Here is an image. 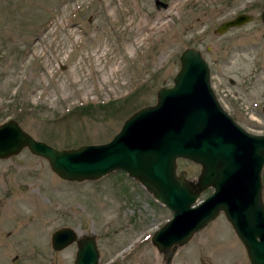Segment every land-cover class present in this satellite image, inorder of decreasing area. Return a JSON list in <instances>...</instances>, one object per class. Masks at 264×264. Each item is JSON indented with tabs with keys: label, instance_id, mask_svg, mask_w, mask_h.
<instances>
[{
	"label": "rangeland",
	"instance_id": "rangeland-1",
	"mask_svg": "<svg viewBox=\"0 0 264 264\" xmlns=\"http://www.w3.org/2000/svg\"><path fill=\"white\" fill-rule=\"evenodd\" d=\"M263 8L264 0H0V121L14 118L55 148L105 142L130 113L155 102L191 46L221 99L225 92L235 100L228 113L264 133ZM239 12L252 19L215 31ZM161 17L167 24L141 37ZM176 163L186 178L198 174L197 163ZM261 180L264 202V163ZM170 214L122 170L67 180L26 146L0 158V264H72L74 242L50 246L62 225L94 237L97 264H163L151 234ZM170 264L250 263L220 211L176 247Z\"/></svg>",
	"mask_w": 264,
	"mask_h": 264
},
{
	"label": "water",
	"instance_id": "water-1",
	"mask_svg": "<svg viewBox=\"0 0 264 264\" xmlns=\"http://www.w3.org/2000/svg\"><path fill=\"white\" fill-rule=\"evenodd\" d=\"M260 18L264 21V8ZM251 19V14L239 12L219 22L215 31L222 33ZM178 60L172 83L158 87L155 102L130 113L109 140L55 148L7 118L0 121V158L26 146L67 180L124 171L171 211L151 234L163 264H170L176 247L220 211L243 244L249 263L264 264V133L246 130L221 106L199 49L183 48ZM177 158L199 165L195 178H186L184 169L176 171ZM207 187L212 188L210 193L200 197ZM72 241H76L72 264H97L92 235L77 237L68 225L51 231L52 249Z\"/></svg>",
	"mask_w": 264,
	"mask_h": 264
},
{
	"label": "flooded vegetation",
	"instance_id": "flooded-vegetation-1",
	"mask_svg": "<svg viewBox=\"0 0 264 264\" xmlns=\"http://www.w3.org/2000/svg\"><path fill=\"white\" fill-rule=\"evenodd\" d=\"M229 82L230 83H234V80L232 79V78H229ZM211 85H212V89H213V91H214V94H215V96L217 97V99H218V101L220 102V104H221V106L226 110V105L227 104H229L231 107L234 105V102H235V100H233L232 98H230V96H228V95H226V93L225 92H222V97H223V99L225 100H223V99H221V97H220V95L217 93V88H216V85L214 84V83H211ZM264 105V104H263ZM262 105V106H263ZM262 106H261V110H262ZM234 109H236L237 110V108H234ZM227 111V110H226ZM228 112V111H227ZM76 233H77V237H83L85 234H78V232L76 231ZM75 243V246H76V241H72L71 243ZM70 244V243H69ZM69 244H67V245H69ZM66 245V246H67ZM76 249V248H75ZM75 253V252H74ZM74 257V256H73ZM73 260V259H72Z\"/></svg>",
	"mask_w": 264,
	"mask_h": 264
},
{
	"label": "bare ground",
	"instance_id": "bare-ground-1",
	"mask_svg": "<svg viewBox=\"0 0 264 264\" xmlns=\"http://www.w3.org/2000/svg\"><path fill=\"white\" fill-rule=\"evenodd\" d=\"M174 5L177 6V3L174 4ZM176 6H175V7H176ZM169 13H170V12H169ZM161 16H162V14H161ZM142 23H143V22H142ZM165 24H167V23H166V21L164 20V17H161L160 20L153 21L151 24H147L146 27H142V30H144V33H143V35H141V37L144 36V35H148V34H150L151 32H154V31L157 30V29H160V28L163 27ZM155 33H156V32H155Z\"/></svg>",
	"mask_w": 264,
	"mask_h": 264
}]
</instances>
